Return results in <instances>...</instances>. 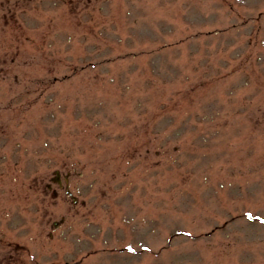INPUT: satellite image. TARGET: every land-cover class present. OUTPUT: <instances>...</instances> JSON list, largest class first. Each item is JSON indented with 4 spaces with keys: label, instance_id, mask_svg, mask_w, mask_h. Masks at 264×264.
Masks as SVG:
<instances>
[{
    "label": "rangeland",
    "instance_id": "1",
    "mask_svg": "<svg viewBox=\"0 0 264 264\" xmlns=\"http://www.w3.org/2000/svg\"><path fill=\"white\" fill-rule=\"evenodd\" d=\"M0 264H264V0H0Z\"/></svg>",
    "mask_w": 264,
    "mask_h": 264
}]
</instances>
